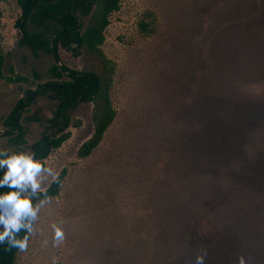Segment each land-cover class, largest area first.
<instances>
[{
	"label": "rangeland",
	"instance_id": "374dc122",
	"mask_svg": "<svg viewBox=\"0 0 264 264\" xmlns=\"http://www.w3.org/2000/svg\"><path fill=\"white\" fill-rule=\"evenodd\" d=\"M19 14L17 0H0V148L32 151L44 132H57L48 120L56 100L44 93L26 105L20 139L3 120L52 77L55 58L18 45ZM57 47L61 63L87 67V56ZM101 52L114 119L81 156L94 132L93 102L71 110L59 146L38 159L62 182L15 264H187L189 239L210 237L230 219L222 227L242 242L237 257L264 264V186L226 184L237 175L264 180V0H121ZM10 66L27 80L11 81ZM230 146L238 156L224 150ZM198 175L225 177L220 208L188 195ZM54 223L65 233L59 246Z\"/></svg>",
	"mask_w": 264,
	"mask_h": 264
},
{
	"label": "trees",
	"instance_id": "16d2710c",
	"mask_svg": "<svg viewBox=\"0 0 264 264\" xmlns=\"http://www.w3.org/2000/svg\"><path fill=\"white\" fill-rule=\"evenodd\" d=\"M120 1L74 0V15L71 13L73 0H17L20 14L14 24L20 32L19 46H28L33 52L42 50L54 55L52 40L56 37L57 46L61 44L74 55H84L89 59L87 67L71 69L61 63L54 55L55 63L49 68L52 77L39 84L36 89L26 91L25 95L19 98L4 118L3 123L8 129L7 132L15 133L14 140L20 139L24 131L19 119L26 105L37 95L44 93L56 100L53 116L48 120L51 124L50 129L57 132L54 134L44 132L32 144V151L36 154L37 159L46 157L52 148L59 146L62 138L56 136V133L62 132L67 127L69 114L79 103L93 102L92 119L94 122L92 136L82 144L79 150L81 156H87L97 147L106 129L113 121L115 111L107 92L109 87L107 63L100 61V58L102 56L101 45L104 42V30L110 22V15L119 8ZM79 15L88 16L86 24L81 21ZM75 42L78 45L73 48L71 43ZM3 62L4 56L0 53V77L3 75ZM9 72L13 74L9 78L11 81L22 82L27 80L25 76L14 73L12 66L9 67ZM193 138L196 139L197 137ZM198 139L202 140L201 138ZM229 149H231L232 157L238 156L237 152H233L231 146L224 148L225 151ZM197 152H201L200 149L196 150L194 154L196 155ZM202 153L208 155L209 152L206 153L204 149ZM2 175L3 171H0V176ZM224 178L213 175L192 177V180L187 182L188 195L197 201L195 202L197 206L206 210L212 211L217 209L216 207L220 208L219 205L222 204V201L219 187L221 181H224L221 179ZM237 179L227 180L226 184L230 188L243 186L251 191H259L264 186L260 184L264 181L262 177L259 180H251V178L247 179L245 176L237 175ZM61 182L62 175H59L58 181L49 184L47 187L49 197L58 193ZM7 190V188H0V192ZM39 195L42 197L43 194ZM223 201L224 203L229 202L230 197ZM36 202L34 199L33 203ZM223 221L220 220L219 226L210 237L196 236L189 239L187 264H194L198 250L207 251L205 264H236L237 254L241 252L238 247L242 242L237 236L229 233L230 228L222 227L230 224L232 220ZM19 235L23 237L25 233L22 231ZM17 251L18 249L14 247L8 248L6 243L0 244V264H15Z\"/></svg>",
	"mask_w": 264,
	"mask_h": 264
},
{
	"label": "clouds",
	"instance_id": "9594fccd",
	"mask_svg": "<svg viewBox=\"0 0 264 264\" xmlns=\"http://www.w3.org/2000/svg\"><path fill=\"white\" fill-rule=\"evenodd\" d=\"M0 171H3L0 188L8 189L0 192V244L6 243L8 248L23 252L28 248L29 238L35 234L34 225L41 209L52 202L45 185L58 181L59 175L51 166L38 160L33 151L22 149L0 148ZM39 194H43L42 197ZM52 229L53 244L59 246L65 233L56 223ZM22 231L23 237L19 235ZM207 255L206 250H198L194 264H205ZM53 264H56L55 260ZM236 264H248V261L240 255Z\"/></svg>",
	"mask_w": 264,
	"mask_h": 264
},
{
	"label": "water",
	"instance_id": "95a60500",
	"mask_svg": "<svg viewBox=\"0 0 264 264\" xmlns=\"http://www.w3.org/2000/svg\"><path fill=\"white\" fill-rule=\"evenodd\" d=\"M71 13L75 15V11H74V0H73V2H72V4H71ZM77 45H78L77 42H75V43H71V46H72L73 48H76ZM56 46H57V40H56V37H54L53 40H52L53 53H54V55L56 56V58L59 59V55H58V51H57ZM0 230H2V228H0Z\"/></svg>",
	"mask_w": 264,
	"mask_h": 264
}]
</instances>
